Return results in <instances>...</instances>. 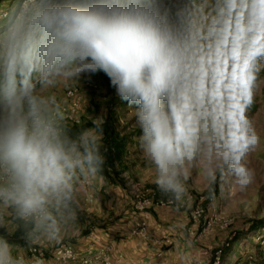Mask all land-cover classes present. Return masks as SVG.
I'll list each match as a JSON object with an SVG mask.
<instances>
[{"label":"clouds","instance_id":"obj_1","mask_svg":"<svg viewBox=\"0 0 264 264\" xmlns=\"http://www.w3.org/2000/svg\"><path fill=\"white\" fill-rule=\"evenodd\" d=\"M12 11L14 19L0 31V227L9 235L53 237L71 214L77 174L94 175L104 163L102 133L94 120L96 127L73 135L62 114L34 92L33 78H90L103 71L118 94L133 102L147 99L145 89H176L182 110L190 107L188 120L202 111L204 83L189 54L185 28L161 16L155 0H19L18 5L14 0ZM141 60L148 63L133 80L129 70ZM157 72L160 86L154 83ZM138 118L157 184L180 200L187 161L208 154L203 126L197 120L181 137L172 125L171 140L161 148L150 104ZM243 123V139L221 153L241 187L252 179L243 157L259 141ZM208 175L214 178L211 168ZM15 252L0 237V264H25Z\"/></svg>","mask_w":264,"mask_h":264},{"label":"rangeland","instance_id":"obj_2","mask_svg":"<svg viewBox=\"0 0 264 264\" xmlns=\"http://www.w3.org/2000/svg\"><path fill=\"white\" fill-rule=\"evenodd\" d=\"M155 3L161 16L183 25L189 54L201 69L204 83L202 111L196 119L185 118L191 115L190 107L182 110V99L176 89L168 93L155 88L145 89L147 99L133 102L118 94L117 87L113 86L111 78L103 71L90 78L59 77L41 80L36 77L39 80L33 85L34 92L62 114L67 126L91 129L96 127L94 120L99 125L111 121L106 131L98 128V132L102 133L100 144L104 143L111 131L119 137L124 136L127 145L121 158L114 161L118 171L114 177L127 184L136 201L151 200L152 204L147 207L149 214L155 204L173 205L178 200L172 193L164 192L156 182L157 167L145 154V130L138 114L144 110L145 104H150L161 141L169 142V132L172 125L177 123V116L184 129L183 134L198 120L203 126L201 134L207 137L208 154L205 157L203 153H197L185 165L187 179L183 183L186 193L182 198L193 202L189 215L192 220L200 222L201 230L227 232L229 241L238 239L237 247L240 243L243 246L248 243L249 253L245 254L239 264L247 261L264 264V67H261L264 61L259 60L260 66L257 62H250L249 74L255 76V80H252L249 87L251 100L245 103L238 86L231 89L227 87L231 84L233 54H226L222 48H218L219 45L207 44L198 36L200 29L191 33L188 26L177 19L176 10L182 4L180 0H155ZM222 56L227 61L226 68L221 66ZM245 58L247 55L242 60ZM221 72L225 74L223 79L219 75ZM71 91L73 96H69ZM73 99L77 101V106L76 117L72 121L67 120L65 115L71 109ZM237 104L243 109L242 113L237 111ZM241 115L259 137L258 144L249 149L242 160L252 173L250 183L244 187L234 182L230 165L221 156L222 152L226 155L227 146L232 144L233 137L242 134L244 123L240 120ZM237 124L240 125L239 130ZM209 168L213 170L214 178L209 177ZM228 240L224 247L228 245ZM217 254H220L221 263L223 249Z\"/></svg>","mask_w":264,"mask_h":264},{"label":"crops","instance_id":"obj_3","mask_svg":"<svg viewBox=\"0 0 264 264\" xmlns=\"http://www.w3.org/2000/svg\"><path fill=\"white\" fill-rule=\"evenodd\" d=\"M203 1L204 12L199 15V38H203L207 44L219 45L218 48H222L226 54L238 51L239 62L248 52L258 51L259 54L251 62H257L260 66L259 60L264 61V42L247 44L235 36L234 30L238 26L237 18L244 2L257 8L254 19L264 28V18L260 16L264 4L260 0ZM13 2L2 0L0 8L13 12ZM16 2L18 5L19 0ZM232 7L236 10L234 13L230 12ZM204 13H209L210 17L205 18ZM13 19L14 13L8 20L0 22V31L7 28ZM261 67H264V63ZM38 80L34 77L33 85ZM130 193L127 184L114 176H105L98 171L87 176L78 173L74 180L71 214L62 222L55 236L37 234L28 238L22 231L9 235L6 227H0V237H5L16 247L15 254L25 264L29 261L30 247L39 246L50 256L54 248L64 242L72 243L80 251L109 246L117 264H198L202 261L207 264H239L249 253L248 243L245 246L240 243L237 247L238 239L229 241L227 232L201 230L200 222L192 220L189 215L193 202L187 198H181L173 205H153L146 235L134 233L132 230L140 220L141 212L135 208L136 199ZM227 240L228 245L224 247ZM220 249H223L222 261L216 263V258L220 260V254H217Z\"/></svg>","mask_w":264,"mask_h":264},{"label":"built area","instance_id":"obj_4","mask_svg":"<svg viewBox=\"0 0 264 264\" xmlns=\"http://www.w3.org/2000/svg\"><path fill=\"white\" fill-rule=\"evenodd\" d=\"M182 3L176 10L177 19L188 26L191 33L196 32L200 28L199 14L204 12V3L202 0H180ZM242 12L237 18L238 26L234 30L236 37L242 39L247 44H261L264 42V28L259 26L257 22H253L257 13V8L252 6L249 2L241 4ZM18 10V9H17ZM232 7L230 12H235ZM13 12L7 8H0V22L11 18ZM205 18H209V13H205ZM205 56V55H204ZM221 66L227 67V61L221 57ZM74 93L69 92V96ZM77 101L72 100V107L66 113L67 120H75ZM152 204L151 200L136 201L135 207L141 212L140 220L134 225L133 232L145 236L148 226L149 212L147 207ZM197 214H200L199 212ZM196 217V216H195ZM261 238V236H260ZM259 238V239H260ZM29 262L28 264H117L111 254L109 246H99L93 251H80L75 248L72 243L64 242L54 248L50 256L47 255L44 249L39 246H32L28 250ZM216 263H220L219 258H216ZM198 264H207L206 262H199ZM243 264H254L247 261Z\"/></svg>","mask_w":264,"mask_h":264},{"label":"snow or ice","instance_id":"obj_5","mask_svg":"<svg viewBox=\"0 0 264 264\" xmlns=\"http://www.w3.org/2000/svg\"><path fill=\"white\" fill-rule=\"evenodd\" d=\"M260 3L264 4V0H260ZM260 16L262 18H264V11H262L260 13ZM259 54L258 51H251L247 53V58L243 59L242 62L240 61V53L236 50H233V66L231 68V73H230V80H231V84H229L227 87L229 89L233 88L234 86H238L241 89V95L243 96L245 103L248 102L249 100V87L251 85V82L253 80V77L249 74L251 71V61L254 57H256ZM145 63H148L147 60H141L139 62H137L136 64H134L131 69L129 70V75L130 77L135 80L140 73L141 68L144 66ZM219 75L221 76V78H224V73L221 72L219 73ZM154 83L157 86L161 85V79H160V73L157 72L154 76ZM147 98V97H146ZM236 109L238 112H243V109L237 104L235 105ZM243 117L241 115L240 120L242 121ZM176 121H177V132L180 134V136H183L184 133V129L183 127H181L179 121H180V117L177 116L176 117ZM237 129H240V125L237 124L236 125ZM243 139L242 134L239 136H234L233 140H232V145L236 146L237 143L239 141H241ZM166 143V141H161L159 144V147L163 148L164 144Z\"/></svg>","mask_w":264,"mask_h":264},{"label":"trees","instance_id":"obj_6","mask_svg":"<svg viewBox=\"0 0 264 264\" xmlns=\"http://www.w3.org/2000/svg\"><path fill=\"white\" fill-rule=\"evenodd\" d=\"M2 0H0L1 2ZM111 121L104 122L99 125V127L106 131L107 126H109ZM71 130V133L75 135L80 131L84 130V127L80 126H68ZM126 142L123 137H119L115 132L109 133L104 143L100 144V153L104 158V163L98 172L105 176H114L118 175V171L114 165V161L121 158L123 152L125 151Z\"/></svg>","mask_w":264,"mask_h":264}]
</instances>
